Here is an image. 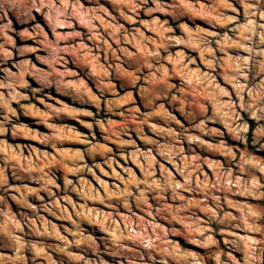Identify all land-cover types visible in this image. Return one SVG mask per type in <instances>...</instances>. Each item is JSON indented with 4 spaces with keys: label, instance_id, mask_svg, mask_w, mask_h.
<instances>
[{
    "label": "clouds",
    "instance_id": "1",
    "mask_svg": "<svg viewBox=\"0 0 264 264\" xmlns=\"http://www.w3.org/2000/svg\"><path fill=\"white\" fill-rule=\"evenodd\" d=\"M0 264H264V0H0Z\"/></svg>",
    "mask_w": 264,
    "mask_h": 264
},
{
    "label": "rangeland",
    "instance_id": "2",
    "mask_svg": "<svg viewBox=\"0 0 264 264\" xmlns=\"http://www.w3.org/2000/svg\"><path fill=\"white\" fill-rule=\"evenodd\" d=\"M54 100H56L57 103H64L63 101H59L56 98H53Z\"/></svg>",
    "mask_w": 264,
    "mask_h": 264
}]
</instances>
